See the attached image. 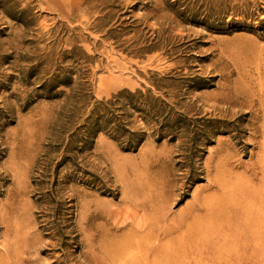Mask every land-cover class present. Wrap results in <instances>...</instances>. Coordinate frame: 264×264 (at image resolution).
Listing matches in <instances>:
<instances>
[{"label":"rangeland","instance_id":"rangeland-1","mask_svg":"<svg viewBox=\"0 0 264 264\" xmlns=\"http://www.w3.org/2000/svg\"><path fill=\"white\" fill-rule=\"evenodd\" d=\"M262 198L264 0H0V264H264L193 246Z\"/></svg>","mask_w":264,"mask_h":264},{"label":"bare ground","instance_id":"bare-ground-1","mask_svg":"<svg viewBox=\"0 0 264 264\" xmlns=\"http://www.w3.org/2000/svg\"><path fill=\"white\" fill-rule=\"evenodd\" d=\"M221 190H222V192H219V194H224L223 189H221ZM262 200H264V198H262ZM259 201H260V199H259ZM196 203H197V207L193 208L194 210L185 211V219L190 217L191 220L197 221L199 219L201 220L203 217L206 216L207 210H205V211L202 210V207H201V204L199 201H197ZM240 205H241V202H240ZM242 206H239V205H237L236 202L233 203V201L230 200V202L227 201L224 204H221V207L217 208L218 210H217V212H215L216 219H217V221H219L218 227H217V229H218L217 232L215 233L214 236H212V234H211L207 238L206 243L193 244V246L196 247L195 249H197V252L199 254L206 253L207 258L211 259V256L213 255V253L227 249V247H228L227 244H229L230 242H231V246H234L235 242L240 241V240H241L242 244H244L245 246H247L249 248L251 247L250 244H248L246 242V239L249 236L253 235L255 229H257V232H258L259 228H261V225L264 224V209L254 210L258 213L256 215H253L250 213V215L253 218H255V219H253V222H254V220H256V223L258 222L257 224H260V225L256 224L255 225L256 228H253L254 223L252 224L249 222V218L247 217V216H249V213L247 214V212L241 210V209H243ZM159 217L162 218L163 214L161 213V215H159ZM182 217H184V216H182ZM164 220H166V218ZM183 221H182V218L179 217V218H177V220H175L171 223L167 222L168 224H167L166 228L163 227L164 229H161V230H160V226L162 223H160L161 221L160 222L157 221V223L155 224V231L152 228V226L147 227L148 224H146L145 222H142V223L140 222L137 224V229L145 230V232L151 233V235L155 239H157L158 241H160L161 239H163L165 237L172 239L174 236H172L171 234L174 233L176 230L181 228ZM193 221H191V222H193ZM184 222L186 223L187 227H189V225H190L189 222H186V221H184ZM146 228H147V230H146ZM147 233H145V234H147ZM197 234H198V232H197ZM190 235L195 236V233L190 232ZM182 238L184 240L189 239L187 237L185 239L183 235H182ZM256 238H264V233L256 234ZM159 246L157 244L153 245V247L149 249V252H148V249L146 248L147 251L144 255L151 253L152 259L156 260V261L159 257H161V259L164 258L163 254H162V256L160 255L161 253L158 254L159 253V249H158ZM249 248H246L245 251H248ZM261 250H264V248H261ZM109 254H111V253H109ZM114 255H113V257H114ZM114 258H116V257H114ZM177 259H178V257L176 256L175 253H171L168 256V261L171 264H184V262L186 261V255H183L182 260H180L179 262H175ZM113 263H114V261H113Z\"/></svg>","mask_w":264,"mask_h":264}]
</instances>
